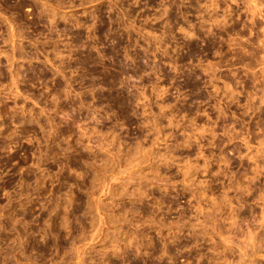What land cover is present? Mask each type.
Segmentation results:
<instances>
[{"label":"rangeland","instance_id":"374dc122","mask_svg":"<svg viewBox=\"0 0 264 264\" xmlns=\"http://www.w3.org/2000/svg\"><path fill=\"white\" fill-rule=\"evenodd\" d=\"M0 264H264V0H0Z\"/></svg>","mask_w":264,"mask_h":264}]
</instances>
